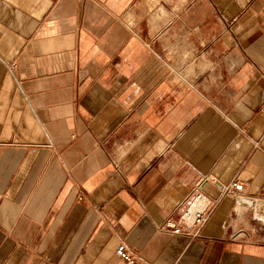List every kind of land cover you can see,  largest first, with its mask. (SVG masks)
<instances>
[{
	"label": "crops",
	"instance_id": "1",
	"mask_svg": "<svg viewBox=\"0 0 264 264\" xmlns=\"http://www.w3.org/2000/svg\"><path fill=\"white\" fill-rule=\"evenodd\" d=\"M237 178L264 200V0H0V264H264Z\"/></svg>",
	"mask_w": 264,
	"mask_h": 264
},
{
	"label": "built area",
	"instance_id": "2",
	"mask_svg": "<svg viewBox=\"0 0 264 264\" xmlns=\"http://www.w3.org/2000/svg\"><path fill=\"white\" fill-rule=\"evenodd\" d=\"M203 181H200L195 188L190 192L186 198V202L189 203V211L187 212L184 223L185 226L178 225L172 219H167L162 228L170 230L175 234L189 233L190 229L193 227H198L199 229L203 228L208 220L210 219L211 209L209 196L205 193L202 188ZM221 199L225 196H231L238 201L241 198L248 197L245 193V185L240 179H235L229 184L223 185L220 189ZM199 232L191 234L192 236H197ZM117 254L122 259L127 262V264H140L135 256L131 254L126 245H120L117 249Z\"/></svg>",
	"mask_w": 264,
	"mask_h": 264
},
{
	"label": "water",
	"instance_id": "3",
	"mask_svg": "<svg viewBox=\"0 0 264 264\" xmlns=\"http://www.w3.org/2000/svg\"><path fill=\"white\" fill-rule=\"evenodd\" d=\"M238 201L241 205L249 208H256L259 212L264 214V200L248 196L241 198Z\"/></svg>",
	"mask_w": 264,
	"mask_h": 264
}]
</instances>
